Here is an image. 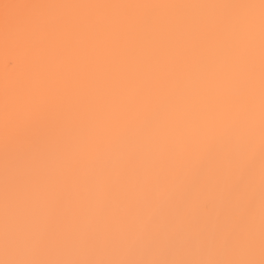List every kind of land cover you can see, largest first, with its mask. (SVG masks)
Returning a JSON list of instances; mask_svg holds the SVG:
<instances>
[{"label": "snow or ice", "instance_id": "6c2138e0", "mask_svg": "<svg viewBox=\"0 0 264 264\" xmlns=\"http://www.w3.org/2000/svg\"><path fill=\"white\" fill-rule=\"evenodd\" d=\"M0 264H264V0L0 4Z\"/></svg>", "mask_w": 264, "mask_h": 264}, {"label": "bare ground", "instance_id": "6f19581e", "mask_svg": "<svg viewBox=\"0 0 264 264\" xmlns=\"http://www.w3.org/2000/svg\"><path fill=\"white\" fill-rule=\"evenodd\" d=\"M202 2H246V0H0L3 3L43 4V3H202ZM2 42V36H0ZM4 81L0 76V106H2Z\"/></svg>", "mask_w": 264, "mask_h": 264}]
</instances>
